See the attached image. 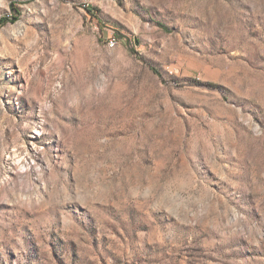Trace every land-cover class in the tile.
Returning <instances> with one entry per match:
<instances>
[{"label": "rangeland", "instance_id": "374dc122", "mask_svg": "<svg viewBox=\"0 0 264 264\" xmlns=\"http://www.w3.org/2000/svg\"><path fill=\"white\" fill-rule=\"evenodd\" d=\"M2 17L0 264H264V0Z\"/></svg>", "mask_w": 264, "mask_h": 264}, {"label": "trees", "instance_id": "16d2710c", "mask_svg": "<svg viewBox=\"0 0 264 264\" xmlns=\"http://www.w3.org/2000/svg\"><path fill=\"white\" fill-rule=\"evenodd\" d=\"M7 20V18H5V17H2V18H0V24L2 23V22H4V21H6ZM153 69V68H152ZM155 71V70H154Z\"/></svg>", "mask_w": 264, "mask_h": 264}, {"label": "bare ground", "instance_id": "6f19581e", "mask_svg": "<svg viewBox=\"0 0 264 264\" xmlns=\"http://www.w3.org/2000/svg\"><path fill=\"white\" fill-rule=\"evenodd\" d=\"M109 45H110V46H113V45H114V41L111 40V42H109Z\"/></svg>", "mask_w": 264, "mask_h": 264}, {"label": "built area", "instance_id": "2783aa9c", "mask_svg": "<svg viewBox=\"0 0 264 264\" xmlns=\"http://www.w3.org/2000/svg\"><path fill=\"white\" fill-rule=\"evenodd\" d=\"M111 40H114L113 38L109 39L108 43L111 42Z\"/></svg>", "mask_w": 264, "mask_h": 264}]
</instances>
